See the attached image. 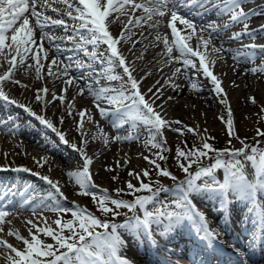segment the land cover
Masks as SVG:
<instances>
[{
	"label": "bare ground",
	"instance_id": "bare-ground-1",
	"mask_svg": "<svg viewBox=\"0 0 264 264\" xmlns=\"http://www.w3.org/2000/svg\"><path fill=\"white\" fill-rule=\"evenodd\" d=\"M245 1L243 6L247 3L252 4L246 5L245 8H249L246 11L249 13L248 24L256 22V19L264 21V0ZM68 2L72 3V0H68ZM137 2H140V0H137ZM51 6L58 7L59 9L56 8L55 12L50 11L49 7ZM74 7L75 5H73V15H75ZM63 9L68 10L67 6L63 3L50 2V0L49 2L37 0L38 11L46 13L51 19H64L67 21V24L74 23L68 19L67 14H64ZM194 11L201 10L196 9ZM181 12L189 15L184 9H181ZM28 15L30 26H34V18L30 13ZM116 15L113 14L114 19ZM132 15V12L129 10L127 15L120 16L118 22L110 25L111 32L119 37L123 25L128 23V18ZM136 15H140V13L137 12ZM168 18H170V13L168 14ZM192 18L196 23L195 33H192L190 29H184V26L178 22L177 27L183 30L181 35L186 37L184 43L194 50H198L202 55H205L209 70L221 81V86L224 93H226V97L224 98L226 99V103L222 100V94H217L213 91V85L202 72L197 74L195 70L189 69L192 71V74L188 76L183 70L182 62L176 59L180 56V53L172 42L171 32L167 27V19L154 16L152 21L148 23L155 22L157 19H161L162 23L158 28L151 29L148 27V23L141 20L139 24L132 26L131 33H125L126 38L117 47L126 57L130 67L134 69L135 78L141 81L140 90L146 99L152 98L156 89H161L160 98L155 100L154 108L163 106L159 110L163 118H167L166 120L173 122L171 123L172 126L174 125L173 129L171 125H168L171 130L177 131L179 129L175 121L181 116L184 122L180 126L184 127V130L189 132L188 134L200 135L203 141L213 142L212 144L214 142L217 143L218 140L213 141L216 139V136L222 133L229 134L227 120L230 109L234 134H231L233 138L231 137L229 141H224L225 144L236 140L234 135L240 136L241 140H246L253 134L251 131H246L245 126L251 125L253 122L255 124H264V119L259 118L257 121L258 116H256L264 112V81L261 80L260 76L264 72L252 71L254 67L264 64V54L258 53L256 59L238 63L233 56L235 55V50L242 44L239 46H228V44L240 42L241 40H256L244 45L259 44L261 39H264V31H257L255 37L244 36L240 40H232L230 38L231 34L236 31L232 27L243 25L242 23L233 24L221 30L218 35L210 38L207 31H201L200 25H206L212 21L223 25L227 22L228 15H221L209 8L207 11H204L202 16L193 15ZM17 26L19 25L17 24ZM254 26L257 27H252L250 30L261 28L264 26V22ZM69 27L71 26L69 25ZM229 29H232L229 36H225L224 33L228 32ZM157 33L160 36L158 40L156 38ZM8 34L9 36L11 35V33ZM68 35H71L70 30L66 33L59 26L45 28L43 33L39 28L34 27L33 37L35 43L32 46V52L26 54L23 64L17 63L11 80L0 83V90L4 91L9 99H15L18 103L24 101L29 105L34 106L35 104L40 114L42 113L44 116H47L54 126L65 134L67 141L71 142L70 145L75 144L77 147H84V151L92 159L90 172L93 182L95 185H98L97 189L93 187L90 189L93 191L90 192L95 194V196L97 194L102 196L100 199H103L105 194L115 197L117 194L109 193L108 191L114 190L115 186L113 184L117 180L124 182L126 172L131 171L141 175L144 170H148L146 169V164L149 161L145 160L144 157H148L150 153L148 142L146 141V133H150V131L141 120L136 118L134 110L128 112L115 111V105H107L106 101L94 102L92 95L84 94L83 97L94 103L95 111L92 113L91 108L87 106L85 100L78 94V87L86 86L87 81L96 82L95 77L91 73L86 77L83 71H76L75 67L73 68L72 72L69 73L70 76L80 77L82 74L85 76V79L80 81L79 84L81 85L79 86H76V84L67 85L65 81L68 79V76H59L58 78V73L63 68L61 61L74 63V61L66 60L68 56H74L79 60L86 61V57L82 52L63 50L60 53L56 52L54 43L63 44L61 46L62 49L72 48L69 46L70 43H65L66 39L64 36ZM42 36L44 37L43 40L41 39ZM165 37H167L169 47L171 46L172 48L170 55L165 49ZM209 39L211 42L205 46L204 41ZM137 41L139 42L137 43ZM221 45L224 48L233 49V52H214L212 50L214 47H221ZM130 49L131 51H129ZM33 55H37L43 65L40 77H37L36 61L32 59ZM53 59H56L57 64L53 65L51 69L52 74L49 75L48 65ZM182 59L183 57H181V61ZM192 59L195 63L199 64L198 57H193ZM213 60L214 63L211 62ZM9 66V62L3 56H0V75H3ZM177 68H181L182 70L180 73L174 75ZM104 71H108L107 67H105ZM115 74L122 75V69L117 68ZM104 80H107V83H102ZM16 81H19V83H16ZM203 83L208 84L209 87H200L199 84L203 85ZM192 85H195V89ZM100 86L120 88L121 83L120 81H110L102 77L99 83L92 87L93 89H98ZM45 87L48 89L47 94L42 92V101H36V90ZM64 88H67L66 93L61 92V89ZM149 88L152 89V92L148 91ZM53 93L63 95L64 102L61 103L59 99L53 102ZM250 98H254V102ZM95 103H99L101 107L108 109L109 115L103 118L101 116L100 119H97L96 115L100 114V112L97 110ZM81 110H85L83 122L86 123L81 122L82 117L79 114ZM69 111H71V115H68ZM61 116L64 117L63 123L60 121ZM8 119L17 122L19 128L16 133H10L8 128L14 127V124H10L8 127H0V163H9L8 161H11V159L17 161L18 159L13 158V156L22 155L23 161L27 160L31 162L27 164L28 167L30 166L35 171L43 173V176H48L53 182H58L61 191L66 197V199L50 200L47 194H44L46 191H53L47 183L40 180L43 183L40 185L33 178H26L25 182L20 181L21 179H18L17 176L24 175L21 171H13L12 167L8 165L0 166V202L11 209L5 217V221L0 222V241H5L8 245L18 250H24L25 245L23 240L27 239L31 241L33 235L42 244L48 243L43 236L46 234L43 231H39V229L50 228L54 230L55 226L58 227L54 222V215L59 214V212L53 211L55 203H58L59 207L68 211H80L81 209H87L89 205H93V202L88 197H92V194H78L80 192L78 185L67 175L69 171H77L82 168V159L78 152L75 150L71 151L73 148L67 146L70 147L69 150V148L64 146V143L59 141L53 132L39 124L38 121L24 112L23 109L0 100V121H7ZM214 119H221L225 127L222 130L218 128V123ZM189 129L193 131L190 132ZM76 133L79 135L74 138L73 136ZM118 136L121 139H116ZM128 136L131 138L124 139V137ZM166 137L170 139L171 134H167ZM50 140L54 143L53 147L49 143ZM20 162L22 161L18 160L15 163ZM46 164L62 173L63 177H59L53 173V178L50 174L44 172L42 169ZM72 167L77 168L73 170ZM215 175L217 181L221 180L219 173L216 172ZM113 177H116V179L114 180ZM258 180L257 174L249 177V181L253 183L258 182ZM170 188L173 191L179 192L177 188L174 189L172 186ZM10 189L12 191H9ZM104 190H107V193ZM228 193L231 199L227 200L225 204L223 195H220L216 190L193 193L192 200L203 208L202 210H198L204 213L207 219L209 216L213 217L214 222L211 221L209 223L210 228L218 236L220 235L217 232L219 228L218 221L221 220L222 213L227 212L233 220V226L236 227L235 231L229 232H238L244 238L241 246L246 251L250 247V240L252 239L250 226L253 224L251 219L255 216L253 207L259 206L258 211L260 214H264V188H259L254 195H249L247 192L235 188ZM40 197H44L43 202L47 206L36 207L34 210V205L41 204ZM82 198L86 199L85 202L89 204L88 206L85 203L82 204ZM25 200H31L33 203L24 205L23 202ZM133 215L136 214L132 212L131 218ZM258 218L263 224L264 220L259 215ZM72 220L73 217H71ZM125 221V219L117 220L113 221V223L119 225L125 223ZM188 221L193 223V220ZM194 224H198V221H194ZM137 230L136 234L133 232L134 237L129 239H125L127 235L123 236L125 232H120L123 244L119 249V254L131 256L132 264H149L141 257H147L153 262L156 261L147 253V250L140 252L142 247L138 243L141 245L144 243L141 240H137V238L139 236L142 237L144 228L140 227ZM17 235L20 239L17 238ZM128 240L140 251L133 250ZM262 241V246L256 252L252 250L251 256L248 257L247 261L243 259L239 260V258L237 260L241 252L238 251L236 255L234 252V254L226 253L222 258L217 256L218 262L264 264V239ZM187 253L188 251L185 252V254ZM140 255L141 257H139ZM13 257H15V253L3 244H0V264H12ZM215 261L214 259L213 262ZM213 262L207 264H213Z\"/></svg>",
	"mask_w": 264,
	"mask_h": 264
},
{
	"label": "snow or ice",
	"instance_id": "snow-or-ice-1",
	"mask_svg": "<svg viewBox=\"0 0 264 264\" xmlns=\"http://www.w3.org/2000/svg\"><path fill=\"white\" fill-rule=\"evenodd\" d=\"M46 2H49V0H46ZM50 2L63 3L67 6L68 19L74 22L71 27H69L64 19H51L46 13L38 11L37 0H0V56H3L10 65L7 71L3 75H0V83L11 80L17 63L23 64L26 54L32 52V46L35 43L33 37L34 27L39 28L43 33L45 28L59 26L66 33L70 30L71 35L66 37L65 43H70L73 47L71 49H62L59 43L52 42L54 43L56 52L60 53L62 50L82 52L86 57V61H80L74 56H68L66 60L75 61V64L61 61L63 68L58 73V78L59 76H68V79L65 81L67 85L79 84L80 81L85 79V76L83 74L80 77L70 76L69 73L75 67L76 71L91 73L97 83L102 77L110 81H120V88L100 86L98 89H93L90 82L86 86L80 87L78 94H89L92 95L94 102L106 101L110 105H115V111L128 112L134 110L136 118L141 120L149 131L155 132L156 135H160L163 127L173 123L161 115L159 109H162L163 106L154 108L155 100L160 98L161 89H156L153 97L146 99L140 90L141 81L135 78L134 69L130 67L126 57L117 47L126 38L125 33H131L133 25L139 24L141 20L148 23L152 21L154 16L167 19V27L171 32L172 42L180 53V56L176 59L182 62L183 70L185 72L189 69L195 70L197 74L202 72L213 85V91L217 94H222V100L225 103L226 99L224 98L226 97V93H224L221 86V81L209 70L205 55H202L198 50H194L184 43L186 37L181 35L183 30L177 27V22L183 25L184 29H190L192 33H195L196 23L192 16H202L204 11L211 8L221 15L227 14L229 18L223 25H219L215 21L209 22L206 25H200L201 31H207L210 38L218 35L221 30L233 24L242 23L243 30L232 32L230 37L232 40H240L244 36L255 37L257 31H264V26L256 30H250L247 22L249 13L243 7L245 0H140V2H137V0H72V3H69L68 0H50ZM73 5H75V15H73ZM181 9H184L189 15L182 13ZM196 9H200L201 11H194ZM49 10L56 11V9L51 7H49ZM129 10L133 15L128 18V23L123 25L121 34L117 37L111 32L110 25L118 22L120 16L127 15ZM137 12L140 15H136ZM29 13L35 20L34 26H30ZM169 13L170 18H168ZM113 14H117L115 19L113 18ZM161 23L162 20L157 19L155 22L148 23V27L150 29L158 28ZM8 33H11V35L9 36ZM43 38L42 36L41 39L43 40ZM156 38L157 40L160 39L159 33H157ZM210 42V39L204 41L205 46ZM164 44L167 53L170 55L172 48L169 47L167 37L164 38ZM212 50L214 52H233V49L224 48L223 45L219 48L214 47ZM258 53L264 54V45L242 44L235 50L233 58L238 63L247 62L256 59ZM181 57H183L182 61ZM193 57L199 58V64L194 62ZM32 59L36 61V73L37 77H40L43 65L37 55H33ZM211 62L214 63V60ZM56 64V59H53L48 65L49 74H52L51 69ZM105 67L108 69L107 72L104 71ZM117 68L122 69V75L115 74ZM181 70V68L175 69L174 75L180 73ZM252 71L264 72V64L254 67ZM16 83H19V81H16ZM192 87L195 89V85H192ZM66 91L67 88L61 89L62 93H66ZM148 91L152 92V89L149 88ZM42 92L47 94V87L36 90V101H42ZM57 99L61 103L64 102L63 95L53 93V102ZM250 99L254 102V98ZM0 100L20 107L24 112L38 121L39 124L53 132L61 143L68 144L65 134L59 128L54 127L52 121L44 115L38 114L30 106L18 103L15 99H9L2 90H0ZM95 106L102 118L109 115V110L101 107L99 103H95ZM79 114L83 118L85 110H81ZM68 115H71V111L68 112ZM60 121L63 123V116L60 117ZM175 123L179 124L180 121H175ZM10 124H14L15 126L9 127L8 131L16 133L19 128L17 122L11 119L0 121V127H8ZM227 126L231 135L233 122L230 109ZM177 131L180 130L177 129ZM189 131L193 130L189 129ZM257 131L258 134L264 135L259 130ZM130 138V136L124 137V139ZM116 139L121 138L118 136ZM70 146L80 154L82 168L77 171H69L67 175L78 185L80 189L78 194H92L90 189L96 187L90 172L92 159L86 154L84 147H77L75 144H71ZM153 146L161 149L164 147L163 143H153ZM212 151H216L217 153L215 161L207 167H198L197 170L192 171V165L197 163L201 158L208 157ZM251 152L253 155L248 154L246 146L235 151H229L228 149L215 150L207 141L203 142L202 148H193L188 152L177 148V156L184 158L188 163L187 165L184 163L179 165L185 173V180L179 186L178 194L171 201L159 200L160 194L167 191L166 187L158 186L153 188L150 182L145 183L143 181L140 182L138 188L131 181H128L127 188L132 193L146 191L147 195H137L134 200L126 201L112 198L105 194L103 199L97 201L100 211L106 215L118 216L120 214L118 209L126 208L133 213H136L137 209H139L143 213L142 217L140 215H133L131 220L118 225L107 220H101L85 209H81L80 211L71 212L74 218L72 221L62 223L61 220L57 219L56 224L59 226V231H54L50 228L39 229V231H43L47 236L51 237L56 242V245H58V248L63 249V251L58 252L51 244H42L35 235L32 236L31 241L27 239L23 240L25 245L24 250H18L8 245L5 241H0V244H3L15 253V257L12 258V264H97V262L98 264H113V261L116 264H130L129 260L119 254V249L123 244L118 232L120 228L136 230L143 227L151 235L150 228L153 224L158 226L166 224L168 228H172L184 221L194 220L198 221L202 239L215 241L218 234L210 229L206 215L195 207L192 201V194L206 190H216L222 195H226L235 188L245 191L249 195H254L259 188H264V151L259 152L258 157L255 155L257 153L256 148H252ZM242 154L256 168V174L259 177L258 182L253 183L248 180L244 175L243 164L239 159L234 163L231 161V157H239ZM224 157L228 158L227 163ZM158 158L161 160L165 159L161 154H158ZM144 159L155 166L159 175L170 177L173 181L176 180V177L168 169L161 168L160 164L155 160H150L149 157H144ZM221 168L224 169V175L222 182H219L216 179L215 173L217 169ZM12 170L17 172L31 171L26 167H18ZM34 175L39 174L34 173ZM129 175L135 176L138 180L140 179L139 173L130 171ZM143 176L149 177L148 170L143 171ZM40 179L53 190L47 193L48 199H66L58 182H53L48 176H40ZM113 179L115 180L116 177H113ZM9 191L12 190L10 189ZM104 191L107 193V190ZM119 191L121 190L118 189L117 192L119 193ZM92 198L94 200L97 199L95 194H92ZM39 199L41 200V204L34 205V210L36 207L47 206L43 202L44 197H40ZM108 201H110L113 207L108 206ZM30 203H33V201L25 200L23 202L24 205ZM157 204L159 207L151 211L149 210V206ZM10 210L7 205L0 202V222L5 221V217ZM53 211L64 213L68 210L59 207L58 203H55ZM262 220H264V214H262ZM65 229L69 232L67 236L63 234ZM17 238L20 239L18 235ZM41 257L48 259H41Z\"/></svg>",
	"mask_w": 264,
	"mask_h": 264
},
{
	"label": "rangeland",
	"instance_id": "rangeland-1",
	"mask_svg": "<svg viewBox=\"0 0 264 264\" xmlns=\"http://www.w3.org/2000/svg\"><path fill=\"white\" fill-rule=\"evenodd\" d=\"M244 7V6H243ZM66 21V20H65ZM230 31H231V29H229ZM229 31L228 32H226V33H224V35L225 36H229ZM232 44H228V46H234V44L235 45H238V44H240V43H238V42H231ZM61 46L63 45V44H60ZM69 46L70 47H73V45L72 44H69ZM171 47V46H170ZM80 61H83L82 59L80 60ZM85 61V60H84ZM6 64V63H5ZM73 64H75V61H74V63ZM245 68V67H244ZM43 70V68H41V71ZM84 73V75H86V77H88V72H83ZM186 74L188 75V76H190L191 74H192V71H190V70H188V72H186ZM50 75V74H49ZM260 76H261V80L262 81H264V74H260ZM91 81H87V84L88 83H90ZM107 82V80H104L102 83H106ZM99 83V82H98ZM91 84H92V86H96V84H97V82H91ZM79 86V85H81V84H76V86ZM199 86L200 87H206V88H208L209 86H208V84H206V83H203V85H201V84H199ZM78 89H79V87H78ZM18 93V92H17ZM20 93H21V91H20ZM15 94V93H14ZM19 94V93H18ZM15 96H16V94H15ZM14 96V97H15ZM19 96V95H18ZM84 95H81V98H83L84 100H85V103L87 104V106H89V108H91V111H92V113H94V111H95V108H94V103L90 100H87L86 99V97H83ZM22 101V100H21ZM24 101H22L21 103H23ZM27 102H24L23 104H25L26 106H30L28 103L26 104ZM107 105H110V104H107ZM34 111H36L38 114H40V112L38 111V109L36 108V105L34 104V106L33 105H31L30 106ZM42 114V113H41ZM96 114V113H95ZM43 115V114H42ZM256 116H258V119H257V121L259 120V118H261V119H264V112L263 113H259L258 115H256ZM47 119H48V117L47 116H45ZM96 118L97 119H100L101 118V115L100 114H98V115H96ZM167 119V118H166ZM221 119H224V118H221ZM216 120V119H214V121H216L217 123H218V128H220L221 130L225 127V124H224V122L222 121V120ZM83 120H84V117L82 118V120H81V122L82 123H86V122H83ZM177 121H180V123L177 125V126H179V130L180 131H174V130H171V128H169L168 126L167 127H163L162 128V130H161V133H160V135H156L155 134V132L153 133V132H150V133H146V135H147V137H146V141L148 142V149H150L149 151H150V153H149V155H148V157H149V159L150 160H155L157 163H159L160 164V166H161V168H163V169H168L171 173H172V175H174L175 177H176V180L175 181H173V179H171L170 177H164V176H162V175H159V173H158V170L155 168V166L153 165V164H150L149 162L146 164V169H148V172H149V177H145V176H143V174H141L140 176V179L138 180V179H136L134 176H130L129 175V172L127 173L126 172V174H125V178H124V182H121L120 180L118 181H116V183L115 184H113V186H115L114 187V190L113 191H108L109 193H115V194H117L119 197H122V198H124V197H128L129 198V200L130 201H132V200H134L135 199V196H137L140 192L141 193H146V191H140V192H136V193H132V192H130L129 190H128V188H127V182L128 181H131L132 182V184L135 186V187H139V184H140V182L141 181H143V182H145V183H151V185H152V187L153 188H156V187H158V186H163V187H166L167 188V191H165V192H162L161 194H160V196H159V200L160 199H164V200H167V201H171L173 198H175L176 197V195L177 194H175L176 192L175 191H172L171 189H170V186H172V184L173 183H175V184H177V186H174L175 188H177V189H179V186L180 185H182L183 184V182H184V180H185V173L181 170V168L179 167V165L181 164V163H184L185 165H187V163H188V161L187 160H185L184 158H180V157H178L177 156V148H180L181 150H183V151H185V152H188L189 150H191V149H193V148H197V149H199V148H202V144H203V142H205V141H203L200 137V135L198 136V135H196V134H188L189 132L187 131L186 132V130H184V127L182 128V126H180V124H182L184 121H183V118L180 116L179 118H178V120ZM54 125V124H53ZM171 125V127H172V129H173V126H172V124H170ZM55 127V126H54ZM245 129H246V131H251L252 132V136L250 137V138H248V139H246V140H241L240 138V136H237V135H234L235 137H236V140H234V141H231V142H229V144H225V142L224 141H229V139L232 137L233 138V135H230V134H226V133H222V134H220L219 136H216V139H214L213 141H217L218 140V142L216 143V142H214V144H212L213 142H210V141H207L208 143H210L212 146H213V149H215V150H224V149H228L229 151H235V150H238V149H240L241 147H242V145H243V143H250V147H248L247 149H246V151L248 152V154L250 153V150L252 149V148H256L257 149V157H258V154H259V152H261V151H264V135H260V134H258V131L257 130H259V132H261V133H264V124H259V123H256L255 124V122H253V123H251V125H248V126H245L244 127ZM241 129V128H240ZM182 132V133H181ZM234 131H233V129H232V133H233ZM171 134V138L170 139H167V134ZM82 134H84V133H82ZM234 134V133H233ZM79 134H74V138H76L77 136H78ZM157 137V138H156ZM69 139V138H68ZM221 139V140H220ZM49 140V139H48ZM66 140H67V137H66ZM46 141V140H45ZM70 141V140H69ZM222 141H223V143H222ZM49 143L51 144V145H53L54 146V143L50 140L49 141ZM70 143L71 142H68V144L66 145H64V146H70ZM153 143H163V145H164V147L161 149V148H159V147H154L153 146ZM219 143H222V144H219ZM192 146V147H191ZM71 147V146H70ZM70 147H67V148H69V150H70ZM72 148V147H71ZM73 149H71V151H72ZM158 154H161V155H163L164 157H165V159H159L158 158ZM251 154V153H250ZM216 155H217V153H216V151H212L210 154H209V156L208 157H205V158H201L197 163H204V164H202V165H200V167H207V166H209L211 163H213L214 161H215V158H216ZM23 156L22 155H18L17 157L16 156H13V158H15V159H18V160H20V161H22V162H20V163H23V164H19V163H15V162H18V160L17 161H15V160H13V159H11V161H8V162H10V163H15L16 165H22V167H27L28 169H30L28 166H27V164L28 163H31V162H29V161H23V159L24 158H22ZM242 156H240V157H236V156H233V158L231 159V161L234 163L237 159H239L240 160V158H241ZM71 160V159H70ZM74 160H76V159H74ZM241 161V160H240ZM207 162H208V164H207ZM77 163H78V161H77ZM197 163H194L192 166H194L195 164H197ZM207 164V165H206ZM199 167V166H198ZM197 167V168H198ZM73 168V170L75 169V168H77V167H72ZM197 168H193L192 167V171H195V170H197ZM194 169V170H193ZM44 172H46V173H48V174H50L53 178H54V176L52 175L53 173L54 174H56V175H58L59 177H63V174L62 173H60L58 170H56L55 168L53 169L52 168V166H50V165H44L43 166V169H42ZM43 174V173H42ZM41 174V175H42ZM127 175V176H126ZM57 176V177H58ZM118 183V184H117ZM180 183V184H179ZM97 187H98V185L96 184V189H97ZM92 189V188H91ZM99 189V188H98ZM121 190V191H119V193L117 192V190ZM90 191H93V190H90ZM139 195H141V194H139ZM89 198H90V200L93 202V205H89L87 202H85V198H87V197H85V198H82V204H87V206H88V208L86 209V211H89V212H94V211H96V214L98 215V216H100V218L101 219H103V220H108V218L109 217H112V215H110V214H108V215H106V214H104L102 211H100V209H99V206H98V200L100 199V198H102V196H100L99 194H97L96 195V197H98L96 200H94V199H92V197H90V196H88ZM110 197H112V198H116V196L114 197V196H110ZM169 197V198H168ZM169 199V200H168ZM87 200H89V199H87ZM84 201V202H83ZM107 204H108V206L109 207H113L112 205H111V203H110V201H108L107 202ZM152 206H154V205H152ZM90 207V208H89ZM138 210V209H137ZM118 211H119V216H117V217H120V216H122L123 215V213H125L126 212V210H125V208H121V209H118ZM71 212L72 211H67V212H64V213H60L59 212V214H55L54 215V219H55V224H56V220L57 219H59V220H61V222L62 223H67V222H69V221H71V217H72V215H71ZM68 215H70V216H68ZM103 215V216H102ZM74 219V218H73ZM58 226V225H57ZM99 230V229H98ZM54 231H59V226L58 227H54ZM64 235H69V232H68V230L67 229H65L64 230V233H63ZM44 236V238L47 240V242L48 243H44V244H52V245H54L56 248H58V245H56V242L51 238V237H49V236H47V235H43ZM57 250H59V251H62L63 249H57ZM41 259H44L43 257H41Z\"/></svg>",
	"mask_w": 264,
	"mask_h": 264
}]
</instances>
